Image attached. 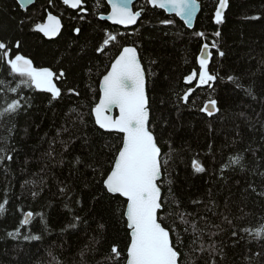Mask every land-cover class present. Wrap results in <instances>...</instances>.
<instances>
[{
  "label": "trees",
  "instance_id": "16d2710c",
  "mask_svg": "<svg viewBox=\"0 0 264 264\" xmlns=\"http://www.w3.org/2000/svg\"><path fill=\"white\" fill-rule=\"evenodd\" d=\"M199 2L201 11L192 29L148 0L135 2L134 10L143 8L142 16L134 27L123 29L99 18L110 11L106 0H100L98 10L95 0H85L86 14L62 0H36L27 9L20 8L16 0H0V39L22 40V52L37 66L65 70L66 81H57L62 93L75 87L81 94H63L50 105L48 93L26 88L19 94L8 92L18 80L0 65V81H5L0 85L4 89L0 108L21 96L30 98L31 105L22 99L24 108L18 114L0 120V149L4 150L0 156L13 157L0 164V202L9 201L7 211L0 215V264H107L105 257L114 244L122 254L119 264H125L128 231L120 215L125 199L107 193L93 199L104 192L99 172L93 169L109 171L119 140L94 123L91 109L98 102L102 76L127 45L138 48L146 69L150 126L162 154L169 152L168 142L175 150L167 172L180 209L193 213L190 219L205 230V246L215 242L223 247V260L216 256L218 264H264V238L257 240L241 231L264 225V0H229L221 25L214 22L218 0ZM48 12L63 22L54 39L32 30ZM163 20L173 23L162 24ZM74 27L81 28L79 35ZM217 30L220 37L213 35ZM105 31L118 33V42L97 53ZM199 32L205 37H198ZM213 39L219 48L212 49L209 70H218L224 79L218 78L212 88H196V81L188 84L185 77L194 69L199 72L202 45ZM219 51L225 55L219 56ZM228 75L239 77L242 87L228 81ZM189 87L196 91L185 104L180 97ZM248 87L255 99L244 91ZM209 97L220 108L211 117L199 110ZM236 155L243 156V167L232 165L222 172V166ZM76 157L80 164H75ZM193 157L204 164V173L191 168ZM62 188L66 191L61 192ZM163 194L167 195V185ZM193 200L199 203L192 204ZM177 210L173 205L172 211ZM28 211L44 217L34 216L30 225L20 228L19 238L8 237L6 233L19 227L23 212ZM75 216L82 220L74 221ZM173 219L170 216L168 221ZM70 222L76 227L66 228ZM233 230L237 237L231 235ZM209 232L217 234L209 239ZM26 235H41L42 239L24 240ZM190 240L184 236V251H189ZM207 259L205 252L197 264Z\"/></svg>",
  "mask_w": 264,
  "mask_h": 264
},
{
  "label": "snow or ice",
  "instance_id": "6c2138e0",
  "mask_svg": "<svg viewBox=\"0 0 264 264\" xmlns=\"http://www.w3.org/2000/svg\"><path fill=\"white\" fill-rule=\"evenodd\" d=\"M106 2L111 6V11L107 16L100 15V19L110 20L119 25H135L144 11L143 8L134 11L133 0H106ZM30 3H32V0H18L19 7L22 9ZM62 3L73 10H79L80 13L86 14L88 11L85 7V0H62ZM148 3L175 13L189 27L192 26L195 13L200 9L199 0H148ZM228 4L229 0H218L214 12L216 25L224 23V13L228 8ZM100 6V0H95V8L98 10ZM79 18L83 20L84 16L80 15ZM253 19H259V17H253ZM25 22L23 19L20 20L21 25H24ZM161 23L172 24L173 21L163 20ZM62 28L63 24L60 17L48 12L46 19L43 22L36 23L32 30L42 33L45 37L52 38L58 36ZM73 32L79 35L81 28L74 27ZM118 35V33L105 31V38L95 51L104 53L109 45L118 42ZM196 35L201 38L205 37L204 32H199ZM213 35L220 37L221 33L217 30ZM218 48L219 44L215 39L210 43H203L198 57L199 72L194 69L185 77L186 83L191 84L196 81V88L204 85L212 88L218 78L224 79L220 77L218 70L215 72L209 70L213 55L212 49ZM218 55L223 57L225 53L219 51ZM0 65L7 67L9 75L18 80L15 87H8V92L19 94L22 89L26 88L48 93L50 94L48 101L50 105L53 101L59 100L63 94L77 97L81 95L75 87H68L66 93H62L61 87L57 86V81H66L65 70L63 68L53 70L52 67L37 66L32 58L22 52V40L20 39L14 41L0 39ZM227 80L237 88L242 87L239 83V77L228 75ZM3 84H5V81H0V85ZM146 84V69L141 63L137 47L123 46L102 76L98 102L91 109L94 123L101 130L114 134L119 140V146L116 148L109 171L104 173L99 168L93 169V171L99 172L101 180L98 182L101 183V187L104 189V192L94 195L93 199L99 200L104 193L111 197L119 196L125 199V207L120 210V215L128 231L125 264H197V261L205 252L208 253L209 259L203 260L202 264H218L216 256L218 255L223 260V247H218L215 242L208 243L205 246V230L198 227L197 220L190 219V217H193V213L180 209V201L172 191L173 180L171 174L167 172V167L171 154L175 150L168 142L169 152L162 154L154 128L150 126V105ZM196 88L189 87L180 99L187 104ZM3 90V88H0V91ZM244 91L255 99L251 87L244 89ZM22 99L25 100V104H28V100H30V98L25 99L21 96L12 99L10 102L5 101V106L0 108V120L18 114L24 108V104L21 103ZM28 106L31 105L28 104ZM116 109H118V115H113V111ZM199 110L211 117L219 112L220 108L218 107V101L209 97ZM72 111H75V109H72ZM0 151L4 150L0 149ZM65 151H67V145H65ZM12 158L10 154L0 156V164H3L5 159L10 162ZM242 160L243 156L240 155L230 157L229 162L222 166L221 171L223 172L224 169L232 165L243 167ZM80 163V157H76L75 164ZM191 168L195 173L206 171L201 160L195 157L191 160ZM165 185H167V195L163 194ZM65 191L66 189H61V192ZM32 195L35 197L37 194L32 193ZM8 203L7 198L0 202V215L7 211L6 206ZM77 203L80 204L81 201L77 200ZM191 203L197 204L199 201L193 200ZM173 205L178 209L175 212L172 211ZM36 215H39L41 219L44 217L43 213L23 212L20 226L7 232L6 235L13 239L19 238L20 228L30 225ZM170 216L174 217L171 222L168 221ZM201 219L206 218L201 217ZM81 220L82 218L79 216L74 217L76 222ZM224 220L232 225V221L227 216L224 217ZM177 223L183 226L182 229L176 226ZM74 227H76L74 222H70L66 226V228ZM99 227L103 229L104 225L101 224ZM215 227L219 228L220 226ZM45 230H47L46 222ZM241 231L253 235V238L257 240L264 238V225L255 229L246 227ZM216 234V232H209V239ZM185 235L191 237L188 245L189 251H184ZM231 235L237 237L238 232L233 230ZM23 239L39 241L42 236L26 235ZM240 239H243V237H240ZM95 242L99 243V241ZM81 255L83 256L84 253L81 252ZM121 256L118 245L114 244L105 260L107 264H119Z\"/></svg>",
  "mask_w": 264,
  "mask_h": 264
},
{
  "label": "water",
  "instance_id": "95a60500",
  "mask_svg": "<svg viewBox=\"0 0 264 264\" xmlns=\"http://www.w3.org/2000/svg\"><path fill=\"white\" fill-rule=\"evenodd\" d=\"M17 2H18V0H16ZM137 0H133V3H132V6H133V10H134V4H135V2H136ZM36 2V0H32V3H30V4H26L25 6H24V8L23 9H27L28 7H30L31 5H33L34 3ZM107 3V2H106ZM200 3V2H199ZM108 5V4H107ZM109 6V8H110V11H111V6L110 5H108ZM153 7H157V8H159L158 6H153ZM160 9V8H159ZM161 10H164L167 14H169V15H176L175 13H172V12H169V11H167L166 9H161ZM227 10V9H226ZM225 10V11H226ZM110 11H109V13H110ZM135 11V10H134ZM199 11H200V9L195 13V15H194V17H193V23H192V26L191 27H189L186 23V26L188 27V28H194V26H195V23H196V18H197V15H198V13H199ZM53 15H55V14H53ZM104 16H107V14H103ZM179 17V16H178ZM180 18V17H179ZM181 19V18H180ZM104 21H108L110 24H112V25H117V26H120V27H122V28H131V27H133V26H135V25H129V26H124V25H119V24H115V23H113L112 21H110V20H106V19H104ZM137 22H138V20H137ZM61 31H62V29H61ZM61 33V32H60ZM59 36V35H58ZM58 36H56V37H58ZM56 37H52V38H48V37H46L47 39H54V38H56ZM138 50V49H137ZM138 52H139V50H138ZM141 63H142V61H141ZM143 64V63H142ZM144 66V65H143ZM102 80V79H101ZM146 81H147V79H146ZM101 82V81H100ZM146 87H147V84H146ZM99 90H100V84H99ZM113 115H118V109H116V110H114L113 111ZM98 126V125H97ZM99 127V126H98Z\"/></svg>",
  "mask_w": 264,
  "mask_h": 264
},
{
  "label": "bare ground",
  "instance_id": "6f19581e",
  "mask_svg": "<svg viewBox=\"0 0 264 264\" xmlns=\"http://www.w3.org/2000/svg\"><path fill=\"white\" fill-rule=\"evenodd\" d=\"M200 11H201V4H200ZM200 11H199V13H200ZM226 12V11H225ZM199 13H198V15H199ZM225 14V13H224ZM103 15V14H102ZM198 15H197V18H198ZM177 16V15H176ZM178 17V16H177ZM99 18H100V16H99ZM141 18V17H140ZM139 18V19H140ZM179 18V17H178ZM197 18H196V20H197ZM138 19V20H139ZM180 19V18H179ZM182 20V19H181ZM183 21V20H182ZM61 22H62V20H61ZM184 22V21H183ZM185 23V22H184ZM62 24H63V22H62ZM117 26V25H116ZM120 27V26H119ZM134 27V26H133ZM187 27V26H186ZM122 28V27H121ZM132 28V27H131ZM123 29H128V28H123ZM127 46H129V45H127ZM131 46H134V45H131ZM138 49V48H137ZM146 79H147V75H146ZM147 92H148V79H147Z\"/></svg>",
  "mask_w": 264,
  "mask_h": 264
},
{
  "label": "flooded vegetation",
  "instance_id": "af4514ba",
  "mask_svg": "<svg viewBox=\"0 0 264 264\" xmlns=\"http://www.w3.org/2000/svg\"><path fill=\"white\" fill-rule=\"evenodd\" d=\"M167 15H169V14H167ZM169 16H173V17H175V18H177L178 20H180L181 22H183L181 19H179L176 15H169ZM183 24L186 26V24L183 22Z\"/></svg>",
  "mask_w": 264,
  "mask_h": 264
},
{
  "label": "rangeland",
  "instance_id": "374dc122",
  "mask_svg": "<svg viewBox=\"0 0 264 264\" xmlns=\"http://www.w3.org/2000/svg\"><path fill=\"white\" fill-rule=\"evenodd\" d=\"M147 75V74H146Z\"/></svg>",
  "mask_w": 264,
  "mask_h": 264
}]
</instances>
